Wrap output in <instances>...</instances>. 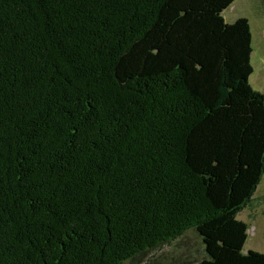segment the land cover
<instances>
[{"label":"trees","instance_id":"obj_1","mask_svg":"<svg viewBox=\"0 0 264 264\" xmlns=\"http://www.w3.org/2000/svg\"><path fill=\"white\" fill-rule=\"evenodd\" d=\"M236 0H0V264H127L195 232L264 264V92ZM264 2V0H263Z\"/></svg>","mask_w":264,"mask_h":264},{"label":"rangeland","instance_id":"obj_2","mask_svg":"<svg viewBox=\"0 0 264 264\" xmlns=\"http://www.w3.org/2000/svg\"><path fill=\"white\" fill-rule=\"evenodd\" d=\"M252 0H238L228 10L224 16L229 24L235 23L240 18H247L251 22L254 33L253 67L256 74L252 79V86L260 93L264 92V87L257 81H262L264 77V17L258 15ZM247 214H242L240 219L247 218ZM245 220V219H244ZM246 223L251 227V223ZM256 229V227H254ZM251 230V229H250ZM248 239L244 252H257L264 255V235L260 228ZM206 258L204 245L201 238L195 232H189L184 238L163 248L149 252L127 264H202Z\"/></svg>","mask_w":264,"mask_h":264},{"label":"crops","instance_id":"obj_3","mask_svg":"<svg viewBox=\"0 0 264 264\" xmlns=\"http://www.w3.org/2000/svg\"><path fill=\"white\" fill-rule=\"evenodd\" d=\"M238 0H236L235 2H237ZM254 2V6L256 11L258 10L259 13L258 15H261L264 17V2L263 0H252ZM235 4V3H234ZM251 23V22H250ZM252 27V25H251ZM253 37H254V33H253ZM255 49H254V55H255ZM256 74V71L254 73V76ZM253 76V77H254ZM253 79V78H252ZM261 86L264 87V77L262 81H257ZM242 214H247V218L241 219V221L245 222H249L251 223V227L249 226V228L251 230H249V238H251L254 234L251 231H257L259 228L261 230V232L264 235V181L262 183V185L259 187L257 193H256V197L254 199L253 204L245 211H243L240 216L239 219L241 217ZM254 227H256V229H254Z\"/></svg>","mask_w":264,"mask_h":264}]
</instances>
